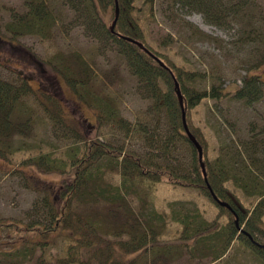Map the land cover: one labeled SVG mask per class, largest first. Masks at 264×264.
Wrapping results in <instances>:
<instances>
[{"label":"trees","instance_id":"1","mask_svg":"<svg viewBox=\"0 0 264 264\" xmlns=\"http://www.w3.org/2000/svg\"><path fill=\"white\" fill-rule=\"evenodd\" d=\"M136 1L117 0L118 18L113 31L110 19L108 25L103 15L110 7L115 9L114 0H83L81 4L88 17L98 22V27L93 26L103 38L114 43L126 59L130 72L142 80L150 92L155 116L163 113L173 132L188 143L192 158L190 171H180L168 162L166 155L160 162L153 156H140L123 146L115 148L86 137L67 122L69 116L57 95L39 87L34 95L36 101L28 104L27 98L33 95L34 89L24 73H19L17 82L0 78V158L9 160L20 156L23 182L38 195L32 206L36 219L0 222V233L5 230L12 235L11 247L0 250L1 263L170 264L185 259L190 264L197 260H208L202 264H218L233 244L240 243L264 264V247L261 246L264 245V148L257 155L255 141L248 138L235 143L231 140L230 147L223 144L227 148L225 152L219 148L212 161L209 160L208 139L204 130L192 122L191 111L202 100L224 99L229 91L217 74L210 77L213 81L209 88H200L198 85L208 77L206 72L177 62L148 45L139 18H135ZM144 1L151 9L152 0ZM174 1L190 11H203L210 24L224 23L229 13L240 18L243 27L237 40L241 44H255L264 63V28L255 27L246 16L249 0L234 2L227 10L217 0ZM24 4L25 11L5 22L4 30L12 39L25 35L50 39L56 18L50 0H25ZM260 18L264 24V16ZM195 33L210 38L201 30ZM123 37L141 42L167 68ZM47 64L68 83L76 98L93 110L97 119L130 128L117 112L113 97L107 94L106 88L100 87L101 77L80 53L59 52ZM255 66L258 68L259 62ZM174 79L182 94L188 128L202 147L206 180L197 149L183 129ZM263 86L259 75L250 74L242 78L231 95L250 106L263 97ZM35 113L54 125L66 127L67 133L72 130L73 141L61 148L43 147L38 142L30 146L27 139L32 135ZM142 131L146 133V129ZM17 139L20 145L16 147ZM149 143L151 146L152 142ZM28 166L41 173H58L63 179L55 183L25 174ZM113 174L119 179L112 181ZM160 181L200 191L217 206L213 218H206L203 208L176 209L177 202H172L167 211L149 208L150 193ZM207 183L227 206L215 200ZM252 195L255 201L246 207L242 200ZM169 225L175 226L172 238H166L167 229H172ZM59 238L62 239V253H52L50 245Z\"/></svg>","mask_w":264,"mask_h":264},{"label":"rangeland","instance_id":"2","mask_svg":"<svg viewBox=\"0 0 264 264\" xmlns=\"http://www.w3.org/2000/svg\"><path fill=\"white\" fill-rule=\"evenodd\" d=\"M24 1L0 0V78L17 82L19 73L24 72L25 77L31 80L30 86L34 89L33 95L27 98L28 104L33 103L36 98L35 92H39L40 87V90L49 91L61 99L69 116L67 122L82 135L106 142L115 148L123 146L140 156H153L154 160L160 162L166 159V155L169 158L168 162L180 168V171H190L192 158L188 143L173 132L163 113L159 117L155 116L150 92L142 80L140 81L130 72L126 59L114 43L103 38L96 29L98 22L88 17L81 4L83 0H50L56 17L50 39L45 40L34 35L12 39L4 30L3 24L25 11ZM217 1H220L227 10L239 0ZM135 5L138 8L135 18H139L148 45H152L177 62L206 72L208 77L198 85L200 88H209L213 81L210 77L217 74L221 77L225 89L229 91L224 99L202 100L191 111L192 122L204 130L208 139L209 160L212 161L219 148L221 152H225L227 148L224 145L230 147L229 141L238 143L248 138L255 141L258 155L259 150L264 148V94L260 101L250 106L231 95L233 89L240 85L242 78L247 75H259L260 80L264 82V63L260 50L257 51L255 44H241L237 40L243 27L241 19L229 13L224 18V23L210 24L203 11L196 9L190 11L185 5L174 0H152L151 9L144 0H137ZM246 7V16L250 17L255 27L260 25L263 29L264 24L260 22L263 18L260 17L264 16V0H249ZM114 16L115 9L111 7L103 15L107 24L109 19L112 23ZM197 29L210 38L197 35L195 33ZM74 51L80 53L101 77L100 87L106 88L104 90L108 91L107 94L113 97L117 112L130 124L129 129L97 119L93 110L80 102L68 83L47 64L56 53L71 54ZM256 62L260 64L258 68L255 66ZM39 82L40 86H38ZM35 114L32 135L27 139L30 146L38 142L43 147L61 148L73 141L72 130H69L68 134L64 131L66 127L54 125L51 121L40 117V114ZM144 129L146 133L142 131ZM16 141L17 147L20 142L18 139ZM149 141L152 142L151 146ZM244 158L247 159L246 156ZM21 167L20 156H13L9 160L0 158V222L9 223L16 219L29 222L37 218L32 206L38 195L25 186ZM25 170V174H33L39 179L55 183L63 179L58 173H41L30 166ZM116 179H119L116 174L111 175L112 181ZM235 194L238 196L237 192ZM245 198L241 200L246 207L255 201V195ZM149 200L151 204L148 207H154L157 211H167L172 202L179 204L175 206L176 209L203 208L208 219L213 218L217 208L200 191L173 186L166 181L154 184ZM262 220L264 228V216ZM169 227L172 229L169 231L167 229L166 238L174 236L175 226L169 225ZM11 240L12 235L5 230L2 231L0 250H8L11 247ZM61 247V238L50 245V249H53L52 253H62ZM39 251L40 249L37 251L38 254ZM207 261L197 260L194 263L202 264ZM1 262L0 259V264H4ZM170 264H190V262L181 259ZM218 264H263V262L243 245L235 243L225 259Z\"/></svg>","mask_w":264,"mask_h":264},{"label":"water","instance_id":"3","mask_svg":"<svg viewBox=\"0 0 264 264\" xmlns=\"http://www.w3.org/2000/svg\"><path fill=\"white\" fill-rule=\"evenodd\" d=\"M115 2V16H114V20L112 21L111 25H110V30L113 31L116 20L118 18V7H117V0H114ZM124 39L135 43L136 45H138L141 49H143L146 53H148L150 56H152L161 66L166 67L167 66L162 62V60L159 59L158 56L154 55L148 48H146L141 42L134 40L130 37H123ZM174 87H175V91L178 97V101L180 104V108H181V117H182V125H183V129L184 132L186 134V136L189 138V140L192 142V144L195 146V148L197 149L198 152V161L201 167V171L202 174L204 176V179L206 180V169H205V164L203 162V153H202V147L199 144V142L197 141V139L195 138V136L191 133V131L188 128L187 125V121H186V117H185V111H184V107H183V99H182V94L180 92V88H179V84L178 82L174 79ZM207 187L209 188L210 192L212 193V196L215 198V200H217L221 205H225L227 206V203L220 201L215 195L214 193L211 191L210 186L207 183ZM262 247H264V245H261Z\"/></svg>","mask_w":264,"mask_h":264},{"label":"flooded vegetation","instance_id":"4","mask_svg":"<svg viewBox=\"0 0 264 264\" xmlns=\"http://www.w3.org/2000/svg\"><path fill=\"white\" fill-rule=\"evenodd\" d=\"M21 73H22V72H21ZM23 73H24V72H23ZM24 74H25V73H24ZM40 85H41V83L39 82V83H38V86H40Z\"/></svg>","mask_w":264,"mask_h":264}]
</instances>
